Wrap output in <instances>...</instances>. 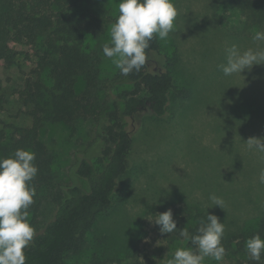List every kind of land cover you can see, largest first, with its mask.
I'll use <instances>...</instances> for the list:
<instances>
[{"label":"rangeland","instance_id":"obj_1","mask_svg":"<svg viewBox=\"0 0 264 264\" xmlns=\"http://www.w3.org/2000/svg\"><path fill=\"white\" fill-rule=\"evenodd\" d=\"M172 2L178 13L174 30L167 39L159 40L163 54L175 61L177 85L188 92L186 96L173 94L169 116L158 118L147 112L131 123L130 167L121 179V190L113 204L95 217L78 248L70 251L62 264H167L177 248L197 251L189 239L174 232L162 234L149 220L186 206L193 215L202 213L206 218L208 211L225 224L222 264H240L246 259V248L240 249L234 236L256 227L264 215V183L259 181L264 152L249 149L246 143L253 137L264 142V64L227 77L218 66L226 64V49L233 44L241 51L264 48V41L252 40L253 34L264 28L248 26L239 10L218 9L212 0ZM118 4L119 0H86L74 11L100 13L116 20ZM115 20L104 35L91 41L102 54V76L107 83L119 71L103 54V46L111 44ZM16 50V65H0V130L7 136L14 126L32 125L31 107L23 104L19 91L25 80L34 76L38 58L26 45L17 44ZM83 88L81 80L77 90ZM109 88L115 99L131 86L115 82ZM119 105L122 108L123 102ZM95 135L96 125L90 121L81 123L75 133L62 122H49L42 128L41 138L55 155L57 182L72 183L77 158ZM212 194L222 198L223 209L211 204ZM54 210L55 205L46 200L35 232L52 218ZM203 264L221 262L205 258Z\"/></svg>","mask_w":264,"mask_h":264},{"label":"trees","instance_id":"obj_2","mask_svg":"<svg viewBox=\"0 0 264 264\" xmlns=\"http://www.w3.org/2000/svg\"><path fill=\"white\" fill-rule=\"evenodd\" d=\"M84 1L0 0V65L17 64V44L28 46L38 58L34 76L28 77L19 91L23 104L31 107L32 125L14 126L8 136L0 130V158L12 156L17 149L35 153L38 173L31 184L36 195L27 216L33 227L45 201L55 205L52 218L35 232L25 249L26 264H62L65 256L78 248L88 226L113 204L121 190V179L130 167L131 123L147 112L158 118L169 116L173 94L186 96L188 92L177 85L175 61L163 54L155 37L139 72L122 76L119 70L107 83L102 76V54L91 41L104 35L115 19L90 11L75 12ZM212 1L218 9L239 10L248 26L264 28V0ZM81 80L84 88L78 91ZM115 82L126 83L131 89L112 99L109 86ZM88 121L96 125L95 138L77 158L72 183L60 184L53 169L55 155L42 140L41 130L49 122H62L75 133ZM173 219L177 222L174 233L179 235L186 227L190 236L198 234L201 221H206L202 213L193 215L187 206L175 210ZM257 233L264 238V215L256 227L234 238L244 250L247 239ZM189 244L196 247L190 240ZM245 258L240 264H256L247 252ZM260 264H264V256Z\"/></svg>","mask_w":264,"mask_h":264},{"label":"clouds","instance_id":"obj_3","mask_svg":"<svg viewBox=\"0 0 264 264\" xmlns=\"http://www.w3.org/2000/svg\"><path fill=\"white\" fill-rule=\"evenodd\" d=\"M118 13L111 26V44L103 46V54L112 60L122 76H127L133 71L139 72L146 64L147 50L154 37L160 40L169 37L178 13L172 0H119ZM252 40L264 41V31L255 32ZM226 60V64L218 66L223 74L226 77L241 75L254 65L264 64V48L241 51L233 44L226 49ZM246 143L249 149L264 152V142L260 138H249ZM34 161L35 153L25 149H17L12 156L0 158V264H26L25 249L35 235L27 219L36 195L31 184L38 173ZM259 181L264 183V170L259 174ZM209 199L214 207L223 209L222 198L212 194ZM149 220L159 226L162 234L177 231L171 209ZM197 232L190 236L186 227L179 230V235L189 239L197 251L177 248L167 264H203L205 258L222 264L226 253L222 244L225 224L207 211L206 221H201ZM245 248L249 259L260 264L264 256V238L259 233L253 235L247 239Z\"/></svg>","mask_w":264,"mask_h":264}]
</instances>
